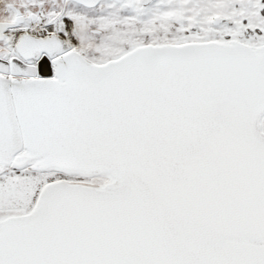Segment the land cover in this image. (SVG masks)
<instances>
[{
  "label": "snow or ice",
  "instance_id": "snow-or-ice-1",
  "mask_svg": "<svg viewBox=\"0 0 264 264\" xmlns=\"http://www.w3.org/2000/svg\"><path fill=\"white\" fill-rule=\"evenodd\" d=\"M0 264H264V0H0Z\"/></svg>",
  "mask_w": 264,
  "mask_h": 264
}]
</instances>
